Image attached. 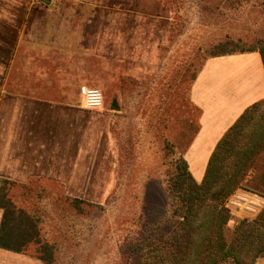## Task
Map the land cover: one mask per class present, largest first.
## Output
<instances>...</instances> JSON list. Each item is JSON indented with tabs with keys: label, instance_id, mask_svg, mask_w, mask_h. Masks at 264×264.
Instances as JSON below:
<instances>
[{
	"label": "rangeland",
	"instance_id": "374dc122",
	"mask_svg": "<svg viewBox=\"0 0 264 264\" xmlns=\"http://www.w3.org/2000/svg\"><path fill=\"white\" fill-rule=\"evenodd\" d=\"M211 1L174 0L161 14V22L170 29L167 40H161L159 49L145 47L143 55L135 49L130 56L135 62L126 66L132 78L146 77L148 71L162 68L161 74L156 72L155 85L161 84V89L151 92L150 97L144 87L131 94L128 89L123 93L114 84L110 86L115 64H109L101 54L91 61L95 73L90 74L94 78L90 84L103 92L105 107L75 113V127L80 126V130L69 139L55 141L61 163L74 156L69 162L75 165L71 169L74 174H68V168L65 172L54 168L48 161L42 170L57 175V181H33L35 188L30 193L42 209L46 207V234L55 244L54 264H128L139 239L163 242L173 231L168 183L176 157L198 128L199 112L187 106L193 75L205 52L220 41H264V0ZM23 6L56 9L64 4L56 0H1L0 18H9L2 14ZM77 6L120 10L130 7V2L82 0ZM114 102L122 109L120 114L112 109ZM72 103L83 107L81 97ZM161 107L171 117L165 134L150 123L151 109L157 112ZM255 194L264 197L239 188L226 202L232 215L228 239L240 220H255L264 210L255 203ZM66 198L83 199L88 204L79 211ZM0 214L3 219V211ZM0 264L45 263L30 255L1 250ZM257 264H264V257Z\"/></svg>",
	"mask_w": 264,
	"mask_h": 264
},
{
	"label": "crops",
	"instance_id": "0c3cea01",
	"mask_svg": "<svg viewBox=\"0 0 264 264\" xmlns=\"http://www.w3.org/2000/svg\"><path fill=\"white\" fill-rule=\"evenodd\" d=\"M56 1L64 6L13 7L9 14H2L9 18H0V177L20 184L57 181V175L42 170L48 161L74 174L75 165L69 163L74 156L61 163L55 141L69 139L80 130L74 115L85 108L72 102L82 100L81 87H94L91 61L101 54L115 64L110 71L114 83L122 73L128 75L126 65L135 62L130 57L135 49L141 55L145 47L159 49L170 32L161 14L171 0H128L130 7L120 10L78 7L82 0ZM261 101L264 62L260 52L204 61L190 88V102L199 111L198 129L184 153L198 183L222 137Z\"/></svg>",
	"mask_w": 264,
	"mask_h": 264
},
{
	"label": "trees",
	"instance_id": "16d2710c",
	"mask_svg": "<svg viewBox=\"0 0 264 264\" xmlns=\"http://www.w3.org/2000/svg\"><path fill=\"white\" fill-rule=\"evenodd\" d=\"M253 51L260 52L264 62V41L246 44L226 39L216 43L205 52L191 86L208 58ZM159 71L161 74V67L139 78L122 73L110 86L114 84L123 93L128 89L131 94L144 87V93L150 97L161 89V84L155 87ZM187 106L198 110L190 102V92ZM121 110L117 108L116 113L120 114ZM149 115L152 127L165 134L171 117L164 107L157 112L151 109ZM193 137L176 157L175 170L168 183V193L173 199V231L163 242L139 239L128 256V264H257L264 257V210L255 220H240L228 239L232 215L226 207L228 199L239 188L264 196V101L248 108L222 137L201 183L194 179L184 157ZM34 188V182L20 184L0 177V210L4 215L0 249L54 264L55 244L46 234L47 210L42 209L39 200L33 201L30 197ZM66 201L79 211L88 204L79 198H66Z\"/></svg>",
	"mask_w": 264,
	"mask_h": 264
},
{
	"label": "built area",
	"instance_id": "2783aa9c",
	"mask_svg": "<svg viewBox=\"0 0 264 264\" xmlns=\"http://www.w3.org/2000/svg\"><path fill=\"white\" fill-rule=\"evenodd\" d=\"M82 96L83 108L93 110V109H103L105 107V97L103 92L95 87L83 86L80 89ZM256 195V194H255ZM255 203L259 206H264V197L256 195ZM2 215L0 214V222Z\"/></svg>",
	"mask_w": 264,
	"mask_h": 264
},
{
	"label": "water",
	"instance_id": "95a60500",
	"mask_svg": "<svg viewBox=\"0 0 264 264\" xmlns=\"http://www.w3.org/2000/svg\"><path fill=\"white\" fill-rule=\"evenodd\" d=\"M117 102H114L113 105H112V109L113 110H117V106H116Z\"/></svg>",
	"mask_w": 264,
	"mask_h": 264
}]
</instances>
